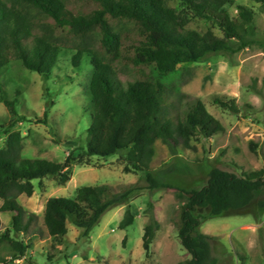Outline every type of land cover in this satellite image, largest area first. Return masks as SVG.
Returning <instances> with one entry per match:
<instances>
[{"label":"trees","instance_id":"obj_1","mask_svg":"<svg viewBox=\"0 0 264 264\" xmlns=\"http://www.w3.org/2000/svg\"><path fill=\"white\" fill-rule=\"evenodd\" d=\"M264 10V0H252ZM0 0V69L20 61L25 69L48 77L63 50L73 51L71 62L78 66L87 56L93 68L88 92L91 98L86 148L69 152L63 160L23 156V136L6 130L0 147V211L10 212L11 227L0 231L17 258L26 245L12 234L28 232L35 214L18 201L19 194L31 195L35 179L53 177L65 184L75 166H89L93 157L125 152L126 171L143 174L149 189L161 185L152 175L153 144L161 140L171 149L191 147L192 139H207L224 130L198 97L183 93L177 79L185 63L214 52L234 53L251 44L254 11L234 0ZM190 17L210 21L212 29L199 32L187 26ZM10 112L16 113V99L0 96ZM224 109L238 112L234 100L214 98ZM264 189V170L237 173L211 168L205 185L185 191L187 196L175 211L180 244L190 255L177 264H216L211 242L214 235L199 226L209 208L212 216L248 206ZM132 188L113 191L108 184L82 185L71 197H50L43 210V222L53 238L67 235L71 222L88 236L102 214L125 203ZM184 192V191H183ZM264 204V203H261ZM151 205V204H150ZM135 214L127 208L118 228L133 223ZM159 222L154 215L144 226L142 247L147 253Z\"/></svg>","mask_w":264,"mask_h":264},{"label":"rangeland","instance_id":"obj_2","mask_svg":"<svg viewBox=\"0 0 264 264\" xmlns=\"http://www.w3.org/2000/svg\"><path fill=\"white\" fill-rule=\"evenodd\" d=\"M169 3L179 8V0ZM236 4L254 11V30L248 36L251 44L234 53L212 52L182 64L183 75L176 81L183 93L203 101L224 130L207 139H192L189 148L177 145L171 149L156 140L150 169L161 185L154 189L148 188L142 173L124 169L126 151L93 157L89 166H75L65 184L49 176L40 183L35 179L31 195H18L19 203L35 218L28 232L12 234L26 245L24 256L17 258L12 248L0 240V264H177L190 257L180 244L175 224V211L187 196L185 191L205 185L214 167L239 174L264 170V10L252 0H234L227 6L231 14L236 13ZM187 26L221 34L200 17H190ZM72 55L73 51L63 50L46 78L25 69L20 61L0 69V96L16 99V113L0 101V147L9 129L23 136L22 154L28 158L61 161L69 152L77 154L86 148L93 68L87 56L74 66ZM217 97L234 100L238 112L217 105ZM94 184H108L113 191H132L125 203L102 214L88 236L68 222L65 237H51L43 222L46 201L53 196L71 197L77 187ZM261 203L264 189L240 210L221 216H212L209 208L195 211L205 216L199 230L215 236L211 251L216 264H264ZM127 208L135 214L134 221L118 228ZM151 214L159 228L146 253L142 235ZM11 215L0 211V231L11 227Z\"/></svg>","mask_w":264,"mask_h":264}]
</instances>
